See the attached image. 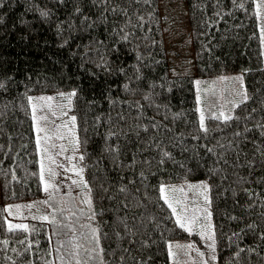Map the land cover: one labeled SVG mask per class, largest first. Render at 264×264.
<instances>
[{"label": "trees", "instance_id": "obj_1", "mask_svg": "<svg viewBox=\"0 0 264 264\" xmlns=\"http://www.w3.org/2000/svg\"><path fill=\"white\" fill-rule=\"evenodd\" d=\"M184 1L191 74L172 72L162 0H0V264H72L70 249L85 237L74 234L88 218L82 208L10 230L6 207L43 194L30 95L67 89L75 93L98 264H172L170 242L190 234L162 184L192 179L208 184L218 264H264L256 0ZM226 72L242 75L246 97L230 119L208 113L202 127L196 78Z\"/></svg>", "mask_w": 264, "mask_h": 264}, {"label": "rangeland", "instance_id": "obj_2", "mask_svg": "<svg viewBox=\"0 0 264 264\" xmlns=\"http://www.w3.org/2000/svg\"><path fill=\"white\" fill-rule=\"evenodd\" d=\"M257 5H260L257 11L260 15L264 45V0H256ZM161 9L166 20V36L171 40L168 47L171 52L172 72L191 74L194 71L192 52L190 46L184 42L189 30L186 2L162 0ZM197 81L200 83L197 84ZM195 85L199 113L200 116L201 113L204 115L203 124L208 113L210 115L223 113L221 115L223 117L230 116L238 103L246 97L244 78L236 72H226L205 79L198 77ZM73 92L74 90L67 89L30 95L40 150L43 194L37 199L7 203L8 221L12 226H28L30 220L35 223L40 221L52 224L57 218L60 219L58 214L65 209V206L74 205L82 208L88 213V218L83 224L74 227V234L82 235L84 232L86 238L75 240L70 249L72 251L70 255L73 256L71 263L88 264L95 260L98 264L102 248L98 242V228L92 220V197L80 151L76 118L72 120V117H75L71 110L74 95L70 94ZM161 191L172 210L175 209L173 212L176 219L185 225L190 234L186 239L170 242L171 263L218 264L207 181L192 179L163 183ZM61 229L62 227L59 230ZM63 236L60 235L59 238L66 240L69 238ZM209 236L212 239H209ZM55 243L57 244L58 241ZM178 245L180 247H177ZM55 248L59 249L57 246ZM90 256L92 257L89 258Z\"/></svg>", "mask_w": 264, "mask_h": 264}, {"label": "snow or ice", "instance_id": "obj_3", "mask_svg": "<svg viewBox=\"0 0 264 264\" xmlns=\"http://www.w3.org/2000/svg\"><path fill=\"white\" fill-rule=\"evenodd\" d=\"M257 7L259 8L260 5H257ZM42 15L47 16L48 13H47V12H44V13H42ZM199 83H200V82L197 81V84H199ZM0 86H2V85H0ZM70 95H75V93L73 92V93H71ZM29 99L31 100L32 98H29ZM49 99H51V98H49ZM221 115H223V113H221ZM216 118L219 119L220 117H216ZM224 119L227 120V119H230V117L225 116ZM72 120L74 121V120H75V117H72ZM203 120H204V115H203V113H201L200 121H201V126H202V127H203ZM205 131H207V129H205ZM74 183H75V182H74ZM205 199L207 200V197H205ZM89 203H90V201H89ZM169 206L171 207V205H169ZM173 211H175V209H173ZM209 215H210V213H209ZM43 219H47V217H43ZM12 227H16V228L23 227L25 230H27V226H26V225H16V226H12V225H10V226H9L10 230H11ZM180 227L183 228V227H185V225L180 224ZM93 231H95V230H93ZM208 238H209V239H212L211 236H209ZM169 247H170V249H171V246H169ZM177 247H180V246L178 245ZM189 247H190V245H189ZM171 254H172V255H175L174 253H171ZM201 255H202V254H201Z\"/></svg>", "mask_w": 264, "mask_h": 264}]
</instances>
